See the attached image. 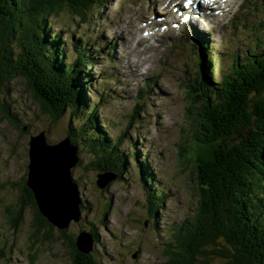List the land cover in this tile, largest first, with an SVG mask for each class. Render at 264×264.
<instances>
[{
    "label": "rangeland",
    "instance_id": "1",
    "mask_svg": "<svg viewBox=\"0 0 264 264\" xmlns=\"http://www.w3.org/2000/svg\"><path fill=\"white\" fill-rule=\"evenodd\" d=\"M259 1L262 10L247 26L239 25V34L229 49L227 41L233 36L221 29L215 37L198 35L202 42H210L211 48L205 52L215 54L214 60L224 72L237 50L244 57L257 40L264 39V0ZM159 3L111 0L91 15L89 23L67 12L50 19V34L62 32L60 57L64 54V63L76 60L77 48L89 49L96 62L88 69L92 84L87 92L89 108L96 105L98 124L106 137L121 139L119 153L132 152V156L127 155L122 177L103 189L97 184L102 173L99 165L109 164L111 159L93 157L85 143L79 147L80 163L72 174L84 207L66 236L54 228L52 236L45 238L47 228L38 230L35 208L22 199L21 179L28 173L32 135L45 131L48 143L57 144L70 137L71 124L79 127L84 119L67 114L54 121L21 75L15 74L0 87V264H72L70 238L82 231L97 235L90 252L92 264H169L165 248L194 213L198 201L190 170L180 155L193 131L183 68L193 70L198 55L195 43L179 41L175 32L129 36L127 29H143L144 13ZM252 6L253 0H239L228 18H242ZM6 45L19 57V42ZM146 166L151 171L145 179L150 181L151 190L143 180ZM154 188L157 195L150 193Z\"/></svg>",
    "mask_w": 264,
    "mask_h": 264
},
{
    "label": "trees",
    "instance_id": "2",
    "mask_svg": "<svg viewBox=\"0 0 264 264\" xmlns=\"http://www.w3.org/2000/svg\"><path fill=\"white\" fill-rule=\"evenodd\" d=\"M110 1L0 0V87L15 74L21 75L54 121L67 114L82 117V124L75 128L71 124L67 132L78 153L85 143L93 157L111 159L106 165L96 163L102 173L122 177L132 152L119 153L121 139L106 137L98 124L96 105L89 108L87 92L92 84L88 69L96 63L92 54L77 48L76 60L64 63V54L60 57L62 32L50 34L53 16L67 12L89 23L91 15ZM232 36L227 49L237 33ZM8 42H19V57ZM194 49L198 55L195 68H183L182 80L193 131L180 155L190 170L198 201L194 213L165 248L168 263L264 264V39L257 40L244 57L237 50L227 72L214 60V53L205 52L210 50L209 44L197 41ZM142 172L151 190L150 181L145 180L151 175L149 167ZM150 193L157 195L156 188ZM35 205L38 210L36 199ZM43 222H38L40 231ZM75 239L70 238L72 264H92L91 254L80 251Z\"/></svg>",
    "mask_w": 264,
    "mask_h": 264
},
{
    "label": "water",
    "instance_id": "3",
    "mask_svg": "<svg viewBox=\"0 0 264 264\" xmlns=\"http://www.w3.org/2000/svg\"><path fill=\"white\" fill-rule=\"evenodd\" d=\"M78 148L66 137L49 144L45 131L32 135L29 141V164L26 184L33 191L38 210L59 229H66L81 216V193L72 170L80 162ZM97 184L106 188L117 178L106 172L98 175ZM94 238L82 231L76 244L80 251L90 253Z\"/></svg>",
    "mask_w": 264,
    "mask_h": 264
},
{
    "label": "flooded vegetation",
    "instance_id": "4",
    "mask_svg": "<svg viewBox=\"0 0 264 264\" xmlns=\"http://www.w3.org/2000/svg\"><path fill=\"white\" fill-rule=\"evenodd\" d=\"M28 174V173H27ZM27 174H24L22 176V179H21V187H22V199L24 201H26L27 203H29L31 206H33V201H35V196L33 194V192L31 191V189L26 185V182L25 180L27 179ZM26 177V178H25ZM34 207V206H33ZM35 213H36V219H37V222H43L42 220H45L44 219V216L41 214V213H38V210L36 208V205H35ZM41 214V215H40ZM44 223V227H46L47 229L45 230V236L46 237H50L52 236L51 233L54 231V228H57L55 227L53 224L51 223ZM70 226V225H69ZM43 228V227H41ZM69 228V227H68ZM59 229L57 228L58 230H60L62 233L65 234V236L67 235V232L66 230L68 229ZM78 236V235H77ZM77 236H76V239H77ZM75 239V241H76ZM95 241H96V238H95ZM73 246V245H72Z\"/></svg>",
    "mask_w": 264,
    "mask_h": 264
},
{
    "label": "bare ground",
    "instance_id": "5",
    "mask_svg": "<svg viewBox=\"0 0 264 264\" xmlns=\"http://www.w3.org/2000/svg\"><path fill=\"white\" fill-rule=\"evenodd\" d=\"M157 1H160V2H161V1H163V0H157ZM190 20H192V21L194 20L195 22L198 21V19H197L195 16H194L193 18H190ZM158 34H159V35H163L162 31H161L160 33H156V35H158ZM138 44H139V43H138ZM121 161H122V160H121ZM81 213H82V212H81Z\"/></svg>",
    "mask_w": 264,
    "mask_h": 264
}]
</instances>
